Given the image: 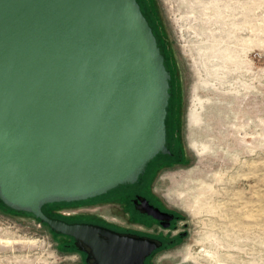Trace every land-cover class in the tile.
<instances>
[{
	"label": "water",
	"instance_id": "95a60500",
	"mask_svg": "<svg viewBox=\"0 0 264 264\" xmlns=\"http://www.w3.org/2000/svg\"><path fill=\"white\" fill-rule=\"evenodd\" d=\"M171 97L139 0H0V203L70 236L86 264H144L162 241L42 209L143 180L172 154Z\"/></svg>",
	"mask_w": 264,
	"mask_h": 264
},
{
	"label": "rangeland",
	"instance_id": "374dc122",
	"mask_svg": "<svg viewBox=\"0 0 264 264\" xmlns=\"http://www.w3.org/2000/svg\"><path fill=\"white\" fill-rule=\"evenodd\" d=\"M148 1L181 97L180 149L158 155L143 180L127 185L142 189L150 166L166 158L147 194L181 218L163 231L174 243L150 264H264V0ZM125 187L43 210L67 221L154 232L110 197ZM0 264L86 263L70 236L0 203Z\"/></svg>",
	"mask_w": 264,
	"mask_h": 264
},
{
	"label": "flooded vegetation",
	"instance_id": "af4514ba",
	"mask_svg": "<svg viewBox=\"0 0 264 264\" xmlns=\"http://www.w3.org/2000/svg\"><path fill=\"white\" fill-rule=\"evenodd\" d=\"M142 6H143V3H142ZM146 15L148 16V18L150 19V21L154 27V23H153L151 17H149L150 15L152 16V12H150V15L147 14V12H146ZM154 30H155V27H154ZM155 32L158 35V38L160 39V42L162 44L163 50H164V52L166 54V58H167L168 52H166L164 49L165 45L163 43V39H162L163 37L156 30H155ZM167 65H168V68L170 69V72H171V68L169 66L168 60H167ZM173 79L174 78L172 75V81H173V83H172V85H173L172 86V97H171L172 100H171V104H170V117L168 120V123H169L168 125H169V130L171 133L170 139H169L170 149H171V147H173L177 151L180 149V145H179L177 136H175V127H176V123H177L178 118H179L180 108L178 111L179 98L176 94L177 92L175 90V81ZM164 159H166V158L163 157V160H161V161H164ZM161 161H156L150 166V169L147 173V176H146V179H145V182H144L142 189L136 188V190H133V189L130 190V188L126 186L124 188V190L118 191V194H115L114 196H110L113 198H117L118 200H121L124 203V205L127 206L128 210L131 212L130 215L132 217H134V215H135V217H137L142 222L153 224L154 229H155L154 232L135 231V230L121 229V228L119 229L117 227L109 226L107 224H103V223L97 222V221H68V222H88V223L99 224V225H103L105 227H108L110 229L119 231V233L120 232L134 233V234H137L140 236H147V237L155 238V239L162 241V245L158 249L154 250L151 253V255H149L145 259L144 264H150L149 260L154 256V254L157 251L160 250V248L161 249L164 248V246L168 243L169 244L174 243L175 238L166 240L164 238V232L163 231L169 230L170 228L174 227L175 223L181 218V215L179 213H177L173 210L164 208L160 203H158V201L153 196H151L150 194H147L148 188H149V183L151 181L152 175L154 174L155 170L157 169V166L159 165V162H161ZM122 187H120V189ZM141 198L146 199L151 206L157 207L161 211L162 214L161 213L158 214L159 217H154L150 214H147L146 212H143L142 208H143L144 202H141V200H140ZM45 206L43 207V209H45ZM46 210H50L49 207H47ZM44 212H45V210H44ZM185 234H186L185 231L180 232V236H184ZM83 254H84V258H85L86 255H85V253H83Z\"/></svg>",
	"mask_w": 264,
	"mask_h": 264
},
{
	"label": "bare ground",
	"instance_id": "6f19581e",
	"mask_svg": "<svg viewBox=\"0 0 264 264\" xmlns=\"http://www.w3.org/2000/svg\"><path fill=\"white\" fill-rule=\"evenodd\" d=\"M142 1V3H143V9L147 12V14H149L150 15V10H149V8H148V4H147V1L146 0H141ZM152 16H153V14H152ZM151 15L149 16V17H151V19H152V21H153V23H156L155 22V20L153 19V17H152ZM155 16V15H154ZM154 27H155V25H154ZM155 30L159 33L160 31H158L157 29H156V27H155ZM162 36V35H161ZM163 39V38H162ZM163 43H164V40H163ZM164 45H165V43H164ZM166 48V46H164V49ZM166 51V50H165ZM167 60H168V63H169V66H170V68L171 67H173L172 66V59L171 58H169L168 57V55H167ZM172 75H173V71H172V68H171V83H173V81H172ZM173 80L175 81V80H177L178 81V83H179V78L178 77H176L175 75H173ZM173 86V85H172ZM181 89V88H180ZM178 95H179V108H180V105H181V97H180V90L178 91V93H177ZM172 100V99H171Z\"/></svg>",
	"mask_w": 264,
	"mask_h": 264
},
{
	"label": "trees",
	"instance_id": "16d2710c",
	"mask_svg": "<svg viewBox=\"0 0 264 264\" xmlns=\"http://www.w3.org/2000/svg\"><path fill=\"white\" fill-rule=\"evenodd\" d=\"M147 1V4H148V8H149V10L152 12V7H151V5L149 4L150 2L148 1V0H146ZM152 14H153V12H152ZM153 19H154V14H153ZM155 20V19H154ZM155 22H156V20H155ZM154 25H155V27H156V29L159 31L160 29L158 28L159 27V24L156 22V23H154Z\"/></svg>",
	"mask_w": 264,
	"mask_h": 264
}]
</instances>
